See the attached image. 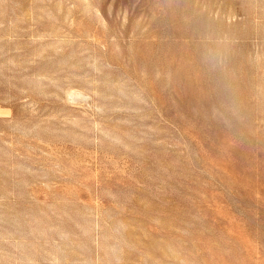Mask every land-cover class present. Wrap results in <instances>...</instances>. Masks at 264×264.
<instances>
[{"label": "rangeland", "instance_id": "374dc122", "mask_svg": "<svg viewBox=\"0 0 264 264\" xmlns=\"http://www.w3.org/2000/svg\"><path fill=\"white\" fill-rule=\"evenodd\" d=\"M0 264H264V0H0Z\"/></svg>", "mask_w": 264, "mask_h": 264}]
</instances>
